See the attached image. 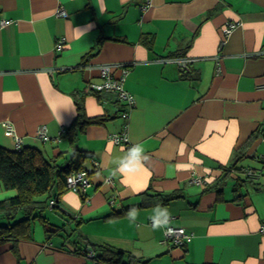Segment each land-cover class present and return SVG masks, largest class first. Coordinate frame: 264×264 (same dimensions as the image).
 <instances>
[{
  "label": "crops",
  "instance_id": "crops-1",
  "mask_svg": "<svg viewBox=\"0 0 264 264\" xmlns=\"http://www.w3.org/2000/svg\"><path fill=\"white\" fill-rule=\"evenodd\" d=\"M144 2L0 0V146L16 150L20 137L22 148L60 165L76 149L91 155L87 190L67 188L57 212L49 207L32 220V237L0 241V264H106L93 244L141 264H264V0H152L146 10ZM229 21L237 26L223 43ZM100 38V51L80 67ZM177 58H190L189 68ZM103 64L130 66L124 86L136 105L129 119L115 93L88 89L103 82ZM80 94L87 115L106 120L80 131L73 147L65 128ZM126 123L130 147L142 145L147 159L113 177V161L130 147L110 136ZM42 125L46 140L38 137ZM246 169L256 172L253 180ZM0 185L1 200L18 195ZM156 205L170 211V225L186 229L184 244L153 230ZM8 222L0 214V224Z\"/></svg>",
  "mask_w": 264,
  "mask_h": 264
},
{
  "label": "trees",
  "instance_id": "trees-1",
  "mask_svg": "<svg viewBox=\"0 0 264 264\" xmlns=\"http://www.w3.org/2000/svg\"><path fill=\"white\" fill-rule=\"evenodd\" d=\"M103 40L104 38L99 39L95 49L84 57L80 67L86 66L90 57L100 51ZM128 67L130 66L128 65ZM85 96L86 94L76 96V117L65 128L66 135L73 147H76L80 131L91 124H98L106 120L104 116L87 115ZM118 101L123 104V109L120 110L122 115L126 105L119 98ZM90 156L89 152L76 149L68 159L66 166L67 163L60 165L58 158H46L35 147L8 150L0 146V183L5 189L18 190L17 196L6 200L0 199V214L9 221L0 224V241L32 237V220L37 217L42 218V212L49 207H52L51 209L54 211L59 209L57 200L69 188L67 176L73 171L83 170ZM219 183H221L220 179L217 181L218 185ZM42 196L46 197L41 199ZM174 196L175 194L163 196L164 202L175 198ZM52 201L55 202L53 205H51ZM37 212L39 215L36 214ZM21 213L25 215L24 218L17 219ZM60 229L61 227L56 226L49 230L55 234L59 233ZM93 248L97 251L95 259L106 264L142 263L140 258L122 249L98 244H93Z\"/></svg>",
  "mask_w": 264,
  "mask_h": 264
},
{
  "label": "built area",
  "instance_id": "built-area-1",
  "mask_svg": "<svg viewBox=\"0 0 264 264\" xmlns=\"http://www.w3.org/2000/svg\"><path fill=\"white\" fill-rule=\"evenodd\" d=\"M152 0H145V2L142 4V8L144 10L148 9L150 7ZM67 12L64 9H59L58 10V15L63 16L66 15ZM8 21L2 20V25H6ZM237 23L234 21H229L226 23V25L223 27V36L224 40L222 41L225 43V41L228 39L230 34L233 32V30L236 28ZM66 44V39L62 37L59 39L56 43V48L62 49L64 48ZM177 63L180 65V67L184 69H188L190 65V58H177L176 59ZM118 66L120 68V75H116L114 73V68ZM100 74L103 79L102 83L99 84H90L88 89L90 91H97V92H109V93H115L119 100H121L125 105L126 109L123 110L122 112V117L125 119H129L130 117V112L131 110L135 107L136 105V97L134 94L129 92L125 88V80L129 74V68L125 65H114V64H103L100 66ZM5 127L10 133H14V128L10 123H4ZM47 127L46 125H42L38 129V137H40L43 140L48 139L47 136ZM129 124L126 123L122 129L121 132L119 133H113L110 138L115 141L116 143L119 144H124L126 147H130V139H129ZM264 136V134H263ZM21 139L20 137H17V143H18V149H21L22 147L20 146L21 144ZM99 162L95 161V165H98ZM246 178L248 179H254L256 176V172L253 169H246L245 171ZM194 183L199 182V179H193L192 180ZM67 184L68 187L75 191V192H83L87 190V188L91 185V180L88 175V172L83 169V170H77L71 172L67 176ZM55 202L52 201L51 205H53ZM173 229V233L171 235H165V241H170L173 242L176 245H182L184 244L185 240L188 239L190 236L186 229L181 226H173L169 225ZM263 232H264V227H263ZM94 255V254H93Z\"/></svg>",
  "mask_w": 264,
  "mask_h": 264
},
{
  "label": "clouds",
  "instance_id": "clouds-1",
  "mask_svg": "<svg viewBox=\"0 0 264 264\" xmlns=\"http://www.w3.org/2000/svg\"><path fill=\"white\" fill-rule=\"evenodd\" d=\"M147 159L145 150L140 144H133L125 153V155L118 157L113 161L116 167L112 172V176L115 177L117 174H127L133 173L139 170L142 167L143 162ZM126 216L131 224H136L138 220L139 213L135 208H130L126 213ZM152 221L153 230L165 231V235H171L173 229L169 226L171 220L170 211L161 205H156L153 209V213L150 216Z\"/></svg>",
  "mask_w": 264,
  "mask_h": 264
},
{
  "label": "rangeland",
  "instance_id": "rangeland-1",
  "mask_svg": "<svg viewBox=\"0 0 264 264\" xmlns=\"http://www.w3.org/2000/svg\"><path fill=\"white\" fill-rule=\"evenodd\" d=\"M0 187H1V185H0ZM43 198H45V197H41V199H43ZM44 215L45 216L48 215L49 218L52 217V222H57V218L55 216L56 214L52 210H46V213ZM21 218H23L22 214H20L17 219H21Z\"/></svg>",
  "mask_w": 264,
  "mask_h": 264
}]
</instances>
